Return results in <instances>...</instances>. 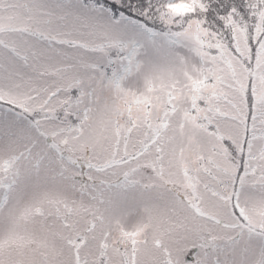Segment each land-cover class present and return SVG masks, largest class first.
I'll use <instances>...</instances> for the list:
<instances>
[{
    "label": "snow or ice",
    "instance_id": "obj_1",
    "mask_svg": "<svg viewBox=\"0 0 264 264\" xmlns=\"http://www.w3.org/2000/svg\"><path fill=\"white\" fill-rule=\"evenodd\" d=\"M0 264H264V0H0Z\"/></svg>",
    "mask_w": 264,
    "mask_h": 264
}]
</instances>
